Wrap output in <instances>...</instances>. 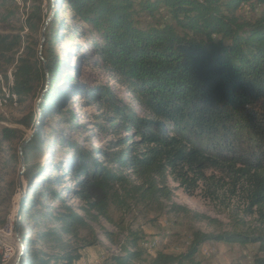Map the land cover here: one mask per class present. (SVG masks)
Segmentation results:
<instances>
[{
    "label": "trees",
    "instance_id": "1",
    "mask_svg": "<svg viewBox=\"0 0 264 264\" xmlns=\"http://www.w3.org/2000/svg\"><path fill=\"white\" fill-rule=\"evenodd\" d=\"M55 1L58 11L39 56L47 19L43 10L34 7L27 14L20 31L27 29L30 35L23 37L10 25L18 13L14 0H0V10L5 9L0 13V73L12 69L18 104L38 93L40 97L48 81L40 120L59 115L66 121L69 115L67 123L76 130L82 125L68 107L73 99L84 98L99 112L94 121L99 133L110 139L92 149L67 143L73 154L52 165L33 162L43 153L38 129L22 156L18 153L27 184L20 264H76L83 250L97 241L82 238L91 228L85 217L65 205L64 192L84 205L91 220H110L111 206L127 207L133 194H144L132 187L134 179L145 180L155 192L157 178L171 175L195 188L206 183L209 171H220L235 186L241 184L264 224V0ZM64 5L76 22L72 31L62 29L69 42L77 45L81 38L89 43L82 57L86 66L126 89L143 116L109 86L77 85L75 68L56 49L65 36L58 16ZM30 37L34 39L23 48ZM37 117L31 112L18 124L34 131ZM0 131V150L24 135L9 127ZM58 142L63 144L62 138ZM65 179L72 186H66ZM49 200L64 210L54 213ZM26 224L34 225L36 237H27ZM139 241L134 235L110 264H192L206 242L258 245L255 264H264V230L198 237L185 254L158 253L150 259ZM40 243L55 253H45L37 247Z\"/></svg>",
    "mask_w": 264,
    "mask_h": 264
},
{
    "label": "rangeland",
    "instance_id": "2",
    "mask_svg": "<svg viewBox=\"0 0 264 264\" xmlns=\"http://www.w3.org/2000/svg\"><path fill=\"white\" fill-rule=\"evenodd\" d=\"M55 2V0L54 2L51 0H14L12 7L18 13L10 25L21 32L20 29L25 26L27 14L34 7H40L43 14L45 13L48 17L52 11H58ZM4 11L3 8L0 13H4ZM58 16L62 24L60 34L66 33L62 30L64 28L72 31L76 27L73 13L67 5L60 8ZM1 26L2 24H0V31L3 29ZM21 35L29 37L30 33L25 29ZM33 39L34 37L26 38L23 48ZM77 43V45H72L65 34L64 37H60L56 45L60 55L65 57L75 68L74 76L77 85L85 87H94L99 84L109 86L126 103L136 106L126 89L100 70L86 66L82 57L90 49L88 41L79 38ZM42 51V49H38L39 56H42ZM10 71H12L11 68L8 72ZM0 74L6 75L7 73ZM38 95L39 93L31 96L25 103L18 104L16 107L9 106L0 110V127L20 129L24 132V135L19 139L4 143L0 150V230L4 236L6 235V238H14L15 241V225L9 230L8 224L15 210V197L19 193L20 173L24 174L26 170L24 160L22 163L21 158H17V155L21 143L32 134V130L23 128L18 122L31 112H37ZM68 108L71 109L68 112L74 115L75 122L82 127L74 130L67 123L69 115L65 117L66 121L61 120L59 115L40 120L38 129L43 143V153L41 156L34 157L33 162L46 164L52 162V165H58L61 160L65 161L69 155L73 154L67 143L75 142L80 147L92 149L103 147L105 142L110 139L98 131L94 121L99 112L95 106H91L84 98L77 97L70 102ZM136 111L139 115H144L143 110L137 106ZM60 138H62L63 144L58 142ZM23 180L25 181L24 176ZM65 183L68 187L72 186L69 180L65 179ZM156 186L158 190L150 192L145 180L134 179L132 187L143 190L144 194L141 192L139 195L133 194L131 198L127 199V207L111 206L110 220L99 217L97 221L86 216V212L82 210L84 205L81 202L73 199L68 192H64L65 205L72 207L85 217L91 228L90 231L82 232V238L97 241V245L83 250L82 259L76 263L110 264L112 257L122 255V247L127 246V241L132 240L134 235L140 237L139 247L146 252L145 257L150 259L158 253L173 256L185 254L198 237L201 239L205 236H215L227 232L259 233L264 230L263 221L257 215L256 209L250 208L241 184L235 186L232 179L220 171H209L206 183L200 182L195 188H187L171 175L157 178ZM63 191L64 189L61 190V192ZM48 205L54 209V213L64 210L59 202L49 200ZM92 215L95 216L96 213L92 212ZM25 226L27 237H36L37 230L34 229V225L26 224ZM48 226L52 225H47L45 228ZM39 230L41 229L39 228ZM4 236L0 237L1 264H14V260L18 256V248H12L10 244H7ZM37 247L45 253H55L47 245L40 243ZM13 250L14 256L9 260L8 254ZM257 252L258 245L239 246L206 242L201 244L192 264H255Z\"/></svg>",
    "mask_w": 264,
    "mask_h": 264
},
{
    "label": "water",
    "instance_id": "3",
    "mask_svg": "<svg viewBox=\"0 0 264 264\" xmlns=\"http://www.w3.org/2000/svg\"><path fill=\"white\" fill-rule=\"evenodd\" d=\"M52 2H54V0H51ZM53 15H54V11H52L50 13V15L47 17L46 21H45V24H44V27L42 29V36H41V45H40V49H42L43 47V43L45 42V32L50 24V22L52 21L53 19ZM45 72L47 74V70L45 68ZM47 79H48V76H47ZM48 87V81L46 83V86H45V89L44 91L41 93L38 101H37V122H36V125H35V129L34 131H32V134L25 140V142L20 146L19 148V154L22 156V150L24 149V147L26 146V144L32 139V137L34 136V134L37 132L38 130V126H39V121H40V103L42 102V99H43V96L46 92V89ZM21 161L23 163V158L21 157ZM23 172L20 173V177H19V183H18V189H19V200H18V205H17V214H16V221H15V237H16V241L18 242L19 246H20V252L18 253V256L14 262V264H20L21 263V259H22V256L24 254V245L21 241V238H20V222H21V209H22V206H23V203H24V200H25V197H26V188H27V184L26 182L23 180Z\"/></svg>",
    "mask_w": 264,
    "mask_h": 264
},
{
    "label": "bare ground",
    "instance_id": "4",
    "mask_svg": "<svg viewBox=\"0 0 264 264\" xmlns=\"http://www.w3.org/2000/svg\"><path fill=\"white\" fill-rule=\"evenodd\" d=\"M13 87H14V79H13L12 71L7 72L6 75H0V110L3 108H7L9 106L16 107L18 105V96L14 93ZM18 200H19V195L15 197V207H14L15 210H14V214L10 217V220H9V224H8L9 230L10 228H13L15 224ZM3 236H4V233L0 232V237L3 238ZM4 238H5V241H7V244H10L12 248L17 247L18 253L20 252V246H18L15 239L13 240L10 238H6V235L4 236ZM13 256H14V250L8 254V259L11 260Z\"/></svg>",
    "mask_w": 264,
    "mask_h": 264
},
{
    "label": "built area",
    "instance_id": "5",
    "mask_svg": "<svg viewBox=\"0 0 264 264\" xmlns=\"http://www.w3.org/2000/svg\"><path fill=\"white\" fill-rule=\"evenodd\" d=\"M0 232H1V230H0ZM13 240H14V238H13ZM6 255H7V253H6Z\"/></svg>",
    "mask_w": 264,
    "mask_h": 264
}]
</instances>
